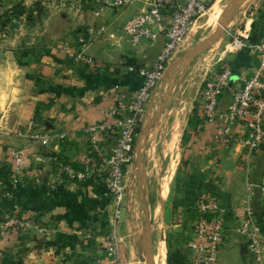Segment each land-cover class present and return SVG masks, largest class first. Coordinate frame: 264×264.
<instances>
[{"label":"crops","instance_id":"1","mask_svg":"<svg viewBox=\"0 0 264 264\" xmlns=\"http://www.w3.org/2000/svg\"><path fill=\"white\" fill-rule=\"evenodd\" d=\"M16 5H21L24 13L0 30V220L7 213L17 212L41 224L46 233L12 231L0 236V264H107L103 236L113 229L114 199L98 191L100 180L61 183L53 159L78 162L88 147L85 128L110 119L108 114L122 88H139L141 78L129 73L127 67L153 66L163 38L154 44L132 45L124 35L125 23L146 8L142 0L102 9L91 0H0V16ZM90 27L105 30L86 50L93 64L75 63L76 36ZM245 32L248 41L264 33V0L255 4ZM226 63L234 72V87L258 67L256 55L248 48L229 56ZM155 91L142 128L152 110ZM197 96L182 125L180 141L178 137L179 174L172 196L177 208L168 220L166 249L159 223H153V212L159 207L160 219L161 202L166 197L160 184L158 203L148 206L153 264L157 258L167 264V253L171 264L192 262L194 251L189 244L195 236L196 203L203 194L213 195L225 210V236L215 264H264V255L262 261L255 260L246 238L237 231L249 205L264 251V206L257 190L264 173V139L251 154L238 144L220 149L212 141L214 125L194 111ZM229 103L230 96L225 94L219 100V110ZM231 132L241 136L245 129L236 123ZM43 134L51 139L47 146L36 138ZM60 135L64 138L59 139ZM114 141L109 135L104 145L110 147ZM168 144L169 140L164 152ZM137 145L134 157L140 152ZM16 149L26 150L27 164L20 183L14 185L9 180L10 152ZM131 170L133 163L127 167L125 185ZM165 176L163 185L169 182L165 183ZM247 184L253 186L250 200ZM4 193L9 196L3 197ZM135 228L130 226L126 210H121L116 234L128 264L142 260L141 234L135 231L131 241Z\"/></svg>","mask_w":264,"mask_h":264},{"label":"built area","instance_id":"2","mask_svg":"<svg viewBox=\"0 0 264 264\" xmlns=\"http://www.w3.org/2000/svg\"><path fill=\"white\" fill-rule=\"evenodd\" d=\"M136 0H91L99 9L121 8L131 5ZM146 8L130 18L124 25V35L132 45L154 44L162 37L163 45L151 67H127L129 73L141 78V84L135 91L122 88L115 106L110 110L109 120L85 128L88 147L80 155L77 163L54 158L55 173L61 183L84 184L92 178H98L101 186L115 202L113 209V229L103 236V244L108 255L107 264H128L121 252L116 234V223L121 214L119 202L125 188V173L130 165L136 140L141 128L147 105L154 90L164 76L168 61L190 30L191 25L208 12L215 0H142ZM103 27H90L78 34L75 40L73 61L91 65L93 58L86 54L87 48L104 33ZM233 48L239 52L248 48L256 55L258 67L253 75L241 79V84L234 87L231 79L234 73L229 67L216 68L204 80L198 94V108L205 122L214 125L213 143L220 149H230L240 145L249 154L258 150L264 139V33L255 42H249L244 36L242 41L234 40ZM231 84V85H230ZM229 94L230 103L219 110L221 97ZM240 123L245 132L241 136L232 134V126ZM109 135L114 136V144L106 147ZM41 145L50 142L48 135L36 136ZM63 139L64 136H58ZM24 149L10 152L11 168L9 180L12 184L20 183L27 164ZM260 200L264 206V173L257 186ZM247 200L253 196V186H246ZM4 193L3 197H8ZM246 216L241 220L237 231L247 241L249 253L257 261H262L264 251L260 239V229L255 223L249 205L245 206ZM197 220L195 236L189 248L194 251L190 264H215L222 245L225 230V210L211 194L201 195L196 203ZM15 232L37 231L46 233L45 228L31 218L17 212L7 213L0 220V236Z\"/></svg>","mask_w":264,"mask_h":264},{"label":"rangeland","instance_id":"3","mask_svg":"<svg viewBox=\"0 0 264 264\" xmlns=\"http://www.w3.org/2000/svg\"><path fill=\"white\" fill-rule=\"evenodd\" d=\"M239 1L241 2L237 6ZM257 1L215 0L208 12L191 25L187 35L173 51L164 76L156 88L155 94L157 93V95L155 101H153L148 121L144 128L141 125L139 138L137 137L138 141L136 140L138 145L135 144V147L137 145L140 148V152L135 157L133 156L131 161L133 170H131L129 183L125 185L119 202L121 210L125 209L128 213L130 226L136 227V230L132 231L131 241L135 231L137 234H141V237L143 236L141 230L142 221L145 218L143 208L144 211H147L148 220V206L158 203L157 194L160 184L162 194L166 196L161 202L163 209L160 219H158L159 207L155 211L154 206H151L150 209L154 211L153 216L155 219L153 223H159L166 249L168 220L171 218V212H173V216L177 208L174 205L172 196L177 186L181 149L179 144L180 133L177 156H170L164 152L168 132L174 122L171 114L179 105L186 102L187 116L190 113L193 101L210 72L219 66L229 67L226 63L227 58L237 53L233 48V42L234 40H243L250 13ZM211 37L213 39L209 40ZM169 161L173 162L174 170L168 184L163 185L161 182L162 177L170 175L168 174V171H170ZM152 239V235H147V240L151 241ZM157 260V263L154 262V264H161L159 258ZM129 262L131 263V259Z\"/></svg>","mask_w":264,"mask_h":264},{"label":"bare ground","instance_id":"4","mask_svg":"<svg viewBox=\"0 0 264 264\" xmlns=\"http://www.w3.org/2000/svg\"><path fill=\"white\" fill-rule=\"evenodd\" d=\"M217 1V0H216ZM241 1H239V3L237 4V6L240 4ZM231 15V14H230ZM229 15V18L231 17ZM186 113H187V103L184 102L183 104L179 105V107H177V109L174 111V113H170L171 114V118L174 119L173 124L171 125V128L169 129L168 135H169V144L165 149V153H167L170 156H177V141H178V137L181 133V129H182V125L184 124L185 118H186ZM171 119V120H172ZM142 142L140 141V144ZM170 159V158H169ZM176 160V159H175ZM170 162V161H169ZM169 170L168 171L170 174L169 176H165L164 181L165 183H167L169 181V179L171 178V175L173 174V170H174V164L173 162H170L169 164ZM148 205V204H146ZM149 214V211H148ZM149 216V215H148ZM145 217V214H144ZM146 232L148 236L151 235V228H150V224H149V218L147 220V222H145V218L142 221V233ZM142 245H145V250H142V260H144L142 262L141 260V264H153V259H152V240L149 241L147 240V238L145 239V241H142Z\"/></svg>","mask_w":264,"mask_h":264},{"label":"trees","instance_id":"5","mask_svg":"<svg viewBox=\"0 0 264 264\" xmlns=\"http://www.w3.org/2000/svg\"><path fill=\"white\" fill-rule=\"evenodd\" d=\"M24 13V8L21 5H16L13 8H11L10 10L4 12L1 16H0V30H3L4 28H6L7 26L10 25L11 21L13 18L19 17ZM250 36V35H249ZM262 36V32H260L258 35H256V37L253 38L252 36V40L249 42H255L258 39H260V37ZM250 38V37H249ZM223 66H219L218 69L222 68ZM234 73V72H233ZM194 111H199L201 113V111L198 108V104L195 105ZM95 180H99L98 178H92L90 181L86 182L88 183H93V181ZM84 183V184H86ZM98 191H100L101 193H106V190L104 189L103 186H99L98 187ZM167 264H171L170 262V254L167 253V258H166Z\"/></svg>","mask_w":264,"mask_h":264},{"label":"water","instance_id":"6","mask_svg":"<svg viewBox=\"0 0 264 264\" xmlns=\"http://www.w3.org/2000/svg\"><path fill=\"white\" fill-rule=\"evenodd\" d=\"M231 7V5L229 6V8ZM213 39V37H211L209 40H212ZM233 81H234V78H232L231 79V84L233 83ZM230 84V85H231ZM143 212H144V214H145V222H147V211L145 210L144 211V208H143ZM147 238V233L146 232H144L143 233V236H142V241L144 242L145 241V239ZM142 250H145V245H142ZM144 260H142V262H143Z\"/></svg>","mask_w":264,"mask_h":264}]
</instances>
